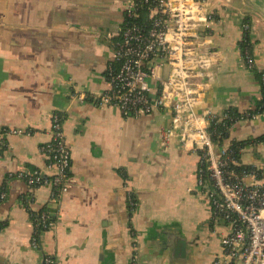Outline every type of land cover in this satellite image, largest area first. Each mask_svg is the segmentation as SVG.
Wrapping results in <instances>:
<instances>
[{"label":"crops","instance_id":"crops-1","mask_svg":"<svg viewBox=\"0 0 264 264\" xmlns=\"http://www.w3.org/2000/svg\"><path fill=\"white\" fill-rule=\"evenodd\" d=\"M128 0H0V264H209L220 253L226 222L212 218L198 183L199 157L182 145L179 126L162 137L170 108L123 115L92 96L107 87ZM198 42L213 61L195 77L197 111L255 108L264 70V0H204ZM249 23L252 67L244 62L242 22ZM161 75L169 71L159 65ZM84 93L85 99L78 95ZM52 112L62 116L70 147L67 189L30 187L16 173H52L39 146L50 138ZM264 135V118L235 122L222 140ZM240 159L264 162V144L245 146ZM136 205L130 209L126 191ZM55 221L30 244L32 210ZM133 231V233H131ZM136 241L137 247L133 246Z\"/></svg>","mask_w":264,"mask_h":264},{"label":"built area","instance_id":"built-area-1","mask_svg":"<svg viewBox=\"0 0 264 264\" xmlns=\"http://www.w3.org/2000/svg\"><path fill=\"white\" fill-rule=\"evenodd\" d=\"M145 8L144 21L140 12ZM204 8V0H128L120 36L106 68L107 87L94 94L91 101L114 105L123 115L170 108L171 121L162 137L167 140L179 126L182 145L198 154V183L210 198L212 218H221L227 224L220 237V253L209 264H264V162L248 167L240 159L245 146L264 144V139H240L243 146L236 156L230 144L213 138L215 127L210 128L211 122L225 124L229 132L235 122L264 118V109L237 110L232 116L229 107L218 113L209 108L196 110L200 97L194 79L205 76L213 62L200 47L194 29L197 22L206 20ZM241 26L245 31L250 25L244 21ZM242 56L246 66L252 67L254 59L248 47ZM159 65L168 66L166 75L158 73ZM78 97L83 100L86 95L80 93ZM226 118L230 124L225 123ZM20 132V128L0 129V144L4 134ZM49 133L50 138L39 149L52 173L34 169L19 170L16 175L30 187L50 185V196L55 199L67 189L70 167V147L59 112L51 114ZM243 165L247 167L236 169ZM3 197L0 191V199ZM126 199L133 209L136 200L130 189ZM31 220L30 244L37 248L41 231L52 228L55 221L46 208L32 210ZM133 246L137 247L135 240ZM53 263L51 256H43L42 264ZM130 264H136L135 259Z\"/></svg>","mask_w":264,"mask_h":264},{"label":"trees","instance_id":"trees-1","mask_svg":"<svg viewBox=\"0 0 264 264\" xmlns=\"http://www.w3.org/2000/svg\"><path fill=\"white\" fill-rule=\"evenodd\" d=\"M146 8L145 9H141V12H140V17L142 20L145 21V16H146V12H145ZM120 36V34H119ZM119 36H118V39H119ZM245 47H248L251 51V40H250V37H249V34H248V30H245L243 31V35H242V39L240 40V50H241V53L243 52L244 48ZM254 73H255V76L259 82V85H260V97L259 99L257 100L256 104H255V109L256 110H262L264 109V70H260V71H256L254 70ZM228 113L230 116L232 115H235L238 113L237 109L234 108V107H229L228 108ZM229 118H226L225 120V123L226 124H230L229 122ZM213 127H215V130H214V133H213V138L214 139H218V140H221L223 139V137L227 136L228 135V131L225 130V124H220V123H210V128L212 129ZM216 131H219L221 134L220 136L217 135V132ZM256 140H261V139H264V135L258 137V138H255ZM243 146V141L242 140H232L231 143H230V148H232V151L233 153L237 156L238 153H239V148ZM248 167L250 166V164H247ZM242 167H247L245 165L243 166H239L237 167L236 169H240Z\"/></svg>","mask_w":264,"mask_h":264}]
</instances>
